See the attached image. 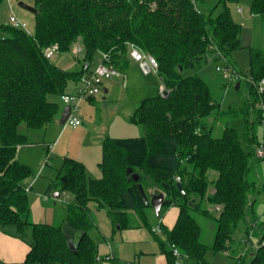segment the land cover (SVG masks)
<instances>
[{
  "label": "trees",
  "instance_id": "trees-1",
  "mask_svg": "<svg viewBox=\"0 0 264 264\" xmlns=\"http://www.w3.org/2000/svg\"><path fill=\"white\" fill-rule=\"evenodd\" d=\"M202 1L34 0L32 33L12 24L2 26L8 34L0 38V229L14 227V233L29 243L25 259L17 264H96L98 243L90 234L94 227L90 200L107 206L119 228L131 226L130 211L150 226L146 209L152 205L128 178L129 167L140 174L148 195L150 187L165 191L162 208H179L174 226L162 227L165 239L159 240L167 264H177L171 244L189 264H212L206 257L209 249L228 251L241 227L244 235L249 234L258 219L254 204L260 191L249 175L254 161L264 159L258 155L264 143L254 131L256 122L263 121L264 91L258 84L264 79V51L250 49V66L242 73L249 89L240 108L244 133L226 127L222 135L214 136L206 118L214 111L222 113L220 104L201 76H184L182 70L196 69L209 57L225 58L231 65L233 52L244 46L241 27L227 4L233 0H220L219 13L216 8L207 11ZM251 10L264 17V0H253ZM76 42L86 61L91 63L101 52L108 55L111 66L126 63L129 44L137 45L157 59L158 74L169 93L144 98L131 116L143 126L144 136L104 137L102 177L87 179L84 163L65 157L56 185L75 195L65 218L68 227L79 232L74 241L62 226L29 219L31 187L25 180L33 171L18 161L17 152L27 142L21 124L42 128L54 122L61 106L50 96L62 97L86 72L57 65L46 57L45 49L56 43L60 52H70ZM242 80L235 85L237 90ZM176 176L184 194L176 186ZM194 212L216 221L211 245L202 242ZM252 255L246 262L241 254L236 264H264V230Z\"/></svg>",
  "mask_w": 264,
  "mask_h": 264
},
{
  "label": "rangeland",
  "instance_id": "rangeland-1",
  "mask_svg": "<svg viewBox=\"0 0 264 264\" xmlns=\"http://www.w3.org/2000/svg\"><path fill=\"white\" fill-rule=\"evenodd\" d=\"M20 1L34 6V0H0V38L8 34L2 26L10 25L9 16L12 12L26 23V30L29 33L34 31L35 13L21 7ZM252 1L233 0L227 3L233 19L241 27V44L244 46L233 52L231 65L225 58L213 60L209 57L196 69L182 70L184 76H201L207 82L213 98L220 104L223 112L217 114L214 111L206 118V122L212 126L214 136L222 135L226 127H234L241 134L245 131L244 115L240 108L247 99L249 89L245 82L247 79L242 80L240 90L236 89L238 80L235 78L233 69L246 73L250 66V49L264 51V17L251 10ZM202 6L207 11L216 8L215 13L223 9L220 0H203ZM76 44L81 45L76 42L73 48ZM73 48L70 52H55L51 60L63 68L75 70L76 61L81 62L82 58L80 54H75ZM101 62L102 55L97 52L91 61L90 68L84 73V79H90ZM114 67L122 75H113L104 79L101 91L82 100L79 109L74 111V115L83 121L80 127L75 128L69 123H57L64 103L61 97L55 96H50V99L56 100L61 106L57 121L42 128H29L25 123L20 126V130L27 134V142L19 145L17 159L29 165L33 171V175L25 180H29L31 184L33 182V189L29 191L31 209L29 219L62 226L75 240L78 239L79 232L70 229L65 221L66 207L75 201V195L60 191L56 185L65 157H72L84 163L87 179L102 177L99 162L102 159L104 137L107 135L116 138L144 136L143 126L134 123L131 116L144 98L162 94L160 86L162 78L158 73L146 74L138 63L132 61L121 65L116 64ZM217 67H220V70ZM227 67L229 68L226 69ZM227 74L230 75L227 76ZM78 86H85V82L79 81L77 86L72 83L68 92L75 93ZM105 87L109 89L108 92H105ZM92 98V101L88 100ZM254 131L258 139L264 143L263 123L256 122ZM249 178L256 180L260 188L254 204V216L258 219L248 235H244L242 227L235 231V240L228 251L214 252L209 249L206 257L212 264H236L241 254L247 262L257 247L260 230H264V226L261 227L262 221L264 225V159L254 161ZM50 183L51 189L48 195H44ZM156 188L165 193L159 186ZM56 192L60 193L59 196H55ZM88 207L89 215L94 223L90 234L98 243V256L102 257L97 259L96 264H157V256L161 254L159 240L165 239V232L154 234L151 226H157L164 212L170 207L162 208L158 216L153 206H149L146 211L150 226L146 225L137 213L130 211L129 225L131 226L123 228H119L118 224L114 225L107 206L100 205L96 200H90ZM194 214L201 225L202 242L211 245L215 239L216 221L199 212ZM164 226L162 227L168 230L172 227L167 220L164 221ZM8 231L14 233L15 229L9 227ZM244 240L247 244L243 242ZM106 255H111L112 259H105ZM184 262L188 263L187 260ZM0 264L5 263L0 260Z\"/></svg>",
  "mask_w": 264,
  "mask_h": 264
},
{
  "label": "built area",
  "instance_id": "built-area-1",
  "mask_svg": "<svg viewBox=\"0 0 264 264\" xmlns=\"http://www.w3.org/2000/svg\"><path fill=\"white\" fill-rule=\"evenodd\" d=\"M197 10L199 12V9ZM9 21L10 24L16 27H22L25 29L27 27L26 23L21 21L13 12L9 16ZM73 51L75 52L76 55L80 54V58H82V61L80 62V70L87 71L90 68L91 63L84 59L82 45L76 44L73 48ZM55 52H60L59 46L56 43L51 44L45 49V55L47 58H51ZM129 54L133 60L137 61L140 64V67L144 73L146 74L151 72L158 73L159 64L157 59L153 55L146 53L140 47H138L133 43L129 44ZM101 55H102V62L97 66L95 71L92 73L91 78L84 79V74H83L81 81L85 82V86H78V90L75 93L68 92L62 95L61 98L63 100L64 106L66 104L71 105V111L66 120V124L69 123L74 127L78 126L81 123V120L78 116L74 115V111L79 109L80 102L86 98L98 94L101 91V86L103 85L104 79L112 77L113 75H119V76L122 75L117 68L109 64V57L107 54L101 53ZM228 68L229 67H227L226 69ZM217 69L220 70V67H217ZM233 72L235 73V78L237 80L245 79V76L239 71L233 69ZM229 75L230 74H227V76ZM164 88L165 87L162 88V91L164 90ZM258 89L260 92L264 91V79H262L259 82ZM262 109H263L262 123L264 125V105L262 106ZM258 155L260 157H264V145H262L261 148L259 149ZM179 180H180V176H176V181ZM219 208L220 207L218 206L217 209ZM152 230L156 233H160L161 231H163L160 223L157 226H153ZM170 248L172 249L173 254L176 257L177 264H188L184 262V260H186V257L181 254V251L175 244H171ZM104 257L105 259L112 258L111 255H106ZM101 258L102 257L97 256V259H101Z\"/></svg>",
  "mask_w": 264,
  "mask_h": 264
},
{
  "label": "crops",
  "instance_id": "crops-1",
  "mask_svg": "<svg viewBox=\"0 0 264 264\" xmlns=\"http://www.w3.org/2000/svg\"><path fill=\"white\" fill-rule=\"evenodd\" d=\"M131 61L138 63L137 61L133 60L131 57L129 58V60L126 63H130ZM75 64H77V68L75 70H80V62L76 61ZM139 67H140V64H139ZM124 79H125L124 83L126 84V77L125 76H124ZM160 86H161V88L165 87L163 82ZM108 91H109V89L107 87H105V92H108ZM88 100L92 101L93 98L88 99ZM57 123H59V120L57 121ZM82 124H83V121L81 120V123L78 125V127H80ZM78 127L76 126L75 128H78ZM28 182H29V180L25 181V185L27 187H31V190H32L33 189V186H32L33 182H32V184H31V182H29V183ZM47 191H48V189L46 190L44 195H48ZM148 191H149L151 196L159 194L161 192L156 187H152V188L150 187L148 189ZM38 194H39V191H38ZM34 203L37 204L38 202H34ZM175 207H177V206H175V205H173L172 207L170 206V208L167 209L166 212H164L162 218L159 220V223L161 224V226H164V221H166V220L169 221L170 226H172V227L174 226V224L177 220L178 214H179V208L178 207L175 208ZM161 211H162V208H161ZM161 211H160V214H161ZM34 222H38V221H34ZM152 232L154 234H157L153 230H152ZM249 237L251 238L253 236H249ZM74 241H75V239H74ZM244 241L247 244V241L246 240H244ZM29 249H30L29 243L25 239L17 236L15 233L3 231L0 229V260L2 262H4L5 264L20 263L25 259L26 254L29 251ZM157 264H167L166 257L163 253H161L160 255L157 256Z\"/></svg>",
  "mask_w": 264,
  "mask_h": 264
},
{
  "label": "water",
  "instance_id": "water-1",
  "mask_svg": "<svg viewBox=\"0 0 264 264\" xmlns=\"http://www.w3.org/2000/svg\"><path fill=\"white\" fill-rule=\"evenodd\" d=\"M19 5L21 7H23V8H26L29 11L34 12V13L37 12V8L35 6H31V5L25 4L22 1L19 2ZM238 85H239V82L237 83V87H238ZM168 93H169V90L167 88H164V90L162 91V95L166 96V95H168ZM70 111H71V105L70 104H66L63 107L61 115H60V118H59V123L60 124H65L66 123V120H67V118H68V116L70 114ZM127 176H128V178H132L137 183V186H138V188L140 190L141 195L143 196V199H144L145 203L147 205H152L153 208L156 211V214L158 216H160V211H161V208H162V202H163V199H164V193L160 192L159 194H156V195H153V196H149L146 193L143 184L140 182V174L137 173V172H134L133 168H131V167H129L127 169ZM163 186L166 189L169 187L168 184H164V183H163ZM176 186L183 194L185 193L183 188H182V185H181V183L179 181L176 182ZM55 196H59V193L56 192Z\"/></svg>",
  "mask_w": 264,
  "mask_h": 264
}]
</instances>
